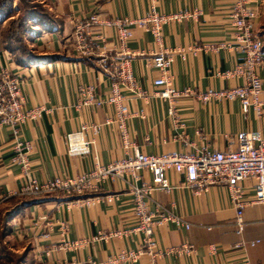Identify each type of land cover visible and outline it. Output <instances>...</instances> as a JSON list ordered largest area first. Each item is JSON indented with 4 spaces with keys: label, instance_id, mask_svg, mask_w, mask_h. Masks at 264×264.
<instances>
[{
    "label": "crops",
    "instance_id": "obj_1",
    "mask_svg": "<svg viewBox=\"0 0 264 264\" xmlns=\"http://www.w3.org/2000/svg\"><path fill=\"white\" fill-rule=\"evenodd\" d=\"M257 8L254 33L264 37V0H249ZM32 6L16 20L0 15V67L6 65L22 80L25 107L42 106L50 112L22 126L21 135L31 143L28 178L39 182L54 177H75L120 160L123 150L115 125L105 126L95 136L86 155L69 156L64 137L81 124L102 123L113 117L110 105L77 106L82 86H94L95 95L103 98L109 92L111 61L104 68L98 63L100 51L115 56L119 51L115 29L91 26L88 42L93 54L82 56L74 46V24L91 14L102 18L144 16L150 0H32ZM234 0H156L158 12L169 14L197 10L195 19L169 22L162 28V46L173 55L169 75L174 86L194 92L208 89L235 88L242 78L223 77L242 56L233 41L234 28L230 10ZM19 10L16 8V19ZM21 19V20H20ZM22 24V31L20 25ZM127 43L131 70L144 98L127 95L130 113L127 121L129 137L139 150L148 155L166 151H233L237 134L258 133L264 139V114H242L237 100H215L201 103L195 96L174 100L179 125L168 115L169 104L157 98L159 90L153 80L160 72L150 63L159 47L150 33L131 29ZM101 37V38H100ZM264 40V39H263ZM185 49L182 60L179 50ZM264 98V65L259 70ZM11 133L0 125V195L11 194L0 204V219L7 230L2 241L10 250L26 251L32 264H151L147 254L136 261L111 262L117 253L141 248V235L133 231L131 184L151 183L146 170L138 177H108L96 182L87 196H116L112 201H99L84 206L75 198L59 194L14 196L22 182L20 168L11 162ZM187 141L186 145L183 141ZM164 176L170 182L169 193L154 191L151 208L159 204L180 216L188 229L167 223L155 229L157 246L170 250L186 243L193 247L189 254L171 253L157 264H264V203H252L255 179L237 183L242 191L244 229L237 234L233 225L234 206L229 189L212 185L205 192L194 194L183 186L184 178L174 170ZM66 224L61 233V224ZM118 236H107L113 232ZM258 242L250 246L249 242ZM76 243L77 245L73 246ZM214 247V250L211 249Z\"/></svg>",
    "mask_w": 264,
    "mask_h": 264
},
{
    "label": "built area",
    "instance_id": "obj_2",
    "mask_svg": "<svg viewBox=\"0 0 264 264\" xmlns=\"http://www.w3.org/2000/svg\"><path fill=\"white\" fill-rule=\"evenodd\" d=\"M156 0H150L148 12L139 18L125 17L102 18L98 14H91L74 24V46L77 53L82 56L93 54L88 42L89 29L97 25L115 29L116 42L119 51L115 56H106L105 51L99 52L98 63L104 68L111 61L113 71L108 94L100 98L95 95L94 86L87 84L79 90L77 106H103L110 105L114 109L113 117H108L102 123L81 124L76 130L68 132L65 137L67 155H86L94 144L95 136L105 126L115 125L124 156L116 162L106 166H97L94 170L75 177H54L39 182L28 178L30 170L29 154L31 143L21 135V128L26 123L39 118L43 113L50 112L42 106L25 107L22 92V80L6 65L0 67V125L5 126L11 133V162L20 168L22 178L19 189L12 195L35 196L44 194H59L75 198L81 205L89 206L99 201H112L116 196L95 195L87 196L95 188L96 182L108 177L130 176L136 179L138 172L146 170L151 176L148 185L131 184L127 188L132 196V211L135 218L133 231L141 235V248L126 250L117 253L111 262L136 261L141 255L147 254L151 264H157L160 259L171 253L189 254L193 247L182 244L170 250L160 249L155 238V229L170 223L176 228L188 229L189 224L180 216L169 211L159 204L151 208L154 191L169 193L172 186L164 172L174 170L183 175V186L192 190L194 194L205 192L212 185H224L229 189L234 206L233 225L237 234L241 235L244 229L243 208L246 203L242 200V191L237 183L254 178V198L252 203H264V139L258 133L246 131L237 134V148L233 151H198L178 152L166 151L157 155L142 153L134 141L129 137L127 121L130 113L126 106L127 95L145 97V92L138 86L131 70V56L127 50V43L131 38V29L137 27L151 34L158 51L150 58L151 65L160 75L153 80V85L159 90L154 95L169 104L168 115L175 125H179L178 115L173 106L174 100L181 97L195 96L201 103L217 100H237L242 114L253 112L256 116L264 114V98L262 97V83L259 70L264 65V40L254 33V20L258 15L257 8L249 6V0H234L229 17L234 28L233 41L242 59L231 70L219 73L223 77L242 78L244 83L235 88L194 92L189 88L179 90L169 75V67L173 55L162 46V28L169 22H181L184 19H195L197 10H183L169 14L158 12ZM101 38V37H100ZM179 55L185 59L186 50L180 49ZM188 142L183 141L186 145ZM11 194L0 195V204ZM61 233H65L66 224H61ZM123 232H113L107 236H118ZM258 241L249 242L253 246ZM77 245L76 243L73 246ZM214 250V247H211ZM247 264V263H246Z\"/></svg>",
    "mask_w": 264,
    "mask_h": 264
},
{
    "label": "rangeland",
    "instance_id": "obj_3",
    "mask_svg": "<svg viewBox=\"0 0 264 264\" xmlns=\"http://www.w3.org/2000/svg\"><path fill=\"white\" fill-rule=\"evenodd\" d=\"M32 0H0V10L7 12L4 15H9L12 18V28L16 29V20H19L22 15H24L27 10L32 6H40L37 3H30ZM37 4V5H36ZM16 8H18L19 15L16 19ZM264 39V37H263ZM5 218L0 219V264H32L30 257H28L26 251L16 252L14 254L9 247L8 243L2 241L1 234L7 230L4 225Z\"/></svg>",
    "mask_w": 264,
    "mask_h": 264
},
{
    "label": "trees",
    "instance_id": "obj_4",
    "mask_svg": "<svg viewBox=\"0 0 264 264\" xmlns=\"http://www.w3.org/2000/svg\"><path fill=\"white\" fill-rule=\"evenodd\" d=\"M37 5V4H36ZM35 7H39V6H35ZM7 12H5V11H3V10H0V15H2V16H6V15H4V14H6ZM9 16V15H8ZM21 20V19H20ZM20 30L22 31V24L20 25ZM263 50H264V46H263Z\"/></svg>",
    "mask_w": 264,
    "mask_h": 264
}]
</instances>
